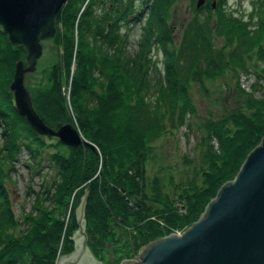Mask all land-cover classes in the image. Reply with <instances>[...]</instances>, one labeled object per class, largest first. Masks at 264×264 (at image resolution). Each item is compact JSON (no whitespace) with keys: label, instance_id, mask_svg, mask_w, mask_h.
<instances>
[{"label":"trees","instance_id":"1","mask_svg":"<svg viewBox=\"0 0 264 264\" xmlns=\"http://www.w3.org/2000/svg\"><path fill=\"white\" fill-rule=\"evenodd\" d=\"M135 1L68 0L51 40L56 61L26 85L47 125L72 123L97 153L53 137L46 143L16 112L9 84L24 50L0 27V264H56L71 252L74 209L87 187L92 255L103 264L133 258L148 242L194 222L264 135V0H253L246 16L228 12L227 0H205L197 10L190 0L193 15L177 40L168 25L177 0H142L139 11ZM141 18L129 51L121 25ZM154 53L161 55L160 73ZM239 73L252 79L249 90ZM226 75L236 78L231 106L201 121L195 168L178 181L165 176L156 142L196 115L191 84L206 92L205 82ZM45 147L55 148L48 155L55 178L16 217L7 171L22 149L32 160L28 166L37 167Z\"/></svg>","mask_w":264,"mask_h":264},{"label":"water","instance_id":"2","mask_svg":"<svg viewBox=\"0 0 264 264\" xmlns=\"http://www.w3.org/2000/svg\"><path fill=\"white\" fill-rule=\"evenodd\" d=\"M68 0H0V27L24 58L14 64L9 91L16 112L38 135L78 147L95 146L69 122L51 127L33 108L24 75L34 71L42 41L56 33V18ZM205 0L195 1L197 10ZM215 2H211L214 7ZM89 188L74 209L72 250L56 264H103L87 246L84 208ZM119 264H264V135L247 153L234 177L222 183L203 212L179 234L169 233L143 245L135 258Z\"/></svg>","mask_w":264,"mask_h":264},{"label":"rangeland","instance_id":"3","mask_svg":"<svg viewBox=\"0 0 264 264\" xmlns=\"http://www.w3.org/2000/svg\"><path fill=\"white\" fill-rule=\"evenodd\" d=\"M252 1L253 0H227L225 8L228 12H232L233 15L246 16L252 9ZM142 5V0H136L134 3L138 11ZM97 12H102V8L99 10L97 9ZM170 15L168 25L171 27L172 34L177 40V36L178 34L180 35L183 24L193 15L190 0H177ZM142 23L143 18H141L140 21L121 25V33L127 37V49L129 51L135 48V44L141 33ZM51 40L52 39L42 41L41 54L36 61L34 71L24 75L25 87L26 85L28 87L31 86V83L36 81L40 73H43L56 61V48ZM154 57H156L157 60V72L160 73L161 55L154 53ZM150 75L151 79L157 76V74L153 72H151ZM240 75L241 77L245 76V74ZM235 79L236 78L230 75H226L213 82L207 81L205 82L206 92L200 90L195 83L191 84V98L197 107L196 115L188 117L182 126L168 130V132L161 136L156 142L157 152L161 155L163 154V165L165 168L162 174L167 176L168 174L166 173L169 172L173 175L174 180L178 181L179 178L184 179L185 175L195 168V162L198 161L195 141L200 131V123L211 114H216L225 107L231 106L232 98L230 90L233 87ZM247 79L248 77L246 79L242 78V81L248 84ZM249 82H252L251 78ZM67 93L66 87L64 91L66 100L68 99ZM69 114L71 115V112ZM43 137L44 141L48 144L54 142V139H47L48 136ZM39 150H41L40 147ZM54 150L55 148L53 147H45L40 153L41 158L39 159V165L37 167L34 165L29 167L28 165L32 160L30 159L29 153L25 149H22L20 154H18L17 160L12 163L11 169L7 171L5 187L11 201V209L16 217H19L23 212L29 210L34 194L33 192H37V190L42 189L43 186H47L55 178V169L48 159V155Z\"/></svg>","mask_w":264,"mask_h":264},{"label":"built area","instance_id":"4","mask_svg":"<svg viewBox=\"0 0 264 264\" xmlns=\"http://www.w3.org/2000/svg\"><path fill=\"white\" fill-rule=\"evenodd\" d=\"M242 78L246 79V76H242V77L240 76V78H239L241 87H243L245 90H249V88H250L249 79H247L248 80V84H246V82L242 81ZM180 232L181 231H174L173 233L179 234Z\"/></svg>","mask_w":264,"mask_h":264},{"label":"bare ground","instance_id":"5","mask_svg":"<svg viewBox=\"0 0 264 264\" xmlns=\"http://www.w3.org/2000/svg\"><path fill=\"white\" fill-rule=\"evenodd\" d=\"M12 45V44H11Z\"/></svg>","mask_w":264,"mask_h":264}]
</instances>
